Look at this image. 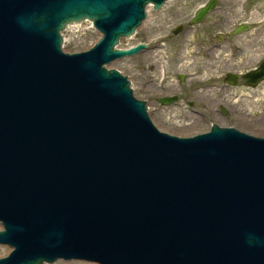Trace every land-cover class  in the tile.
I'll return each mask as SVG.
<instances>
[{
    "label": "water",
    "instance_id": "water-1",
    "mask_svg": "<svg viewBox=\"0 0 264 264\" xmlns=\"http://www.w3.org/2000/svg\"><path fill=\"white\" fill-rule=\"evenodd\" d=\"M165 1L0 0V264H264V136L163 132L107 66ZM84 19L101 36L63 51Z\"/></svg>",
    "mask_w": 264,
    "mask_h": 264
},
{
    "label": "rangeland",
    "instance_id": "rangeland-1",
    "mask_svg": "<svg viewBox=\"0 0 264 264\" xmlns=\"http://www.w3.org/2000/svg\"><path fill=\"white\" fill-rule=\"evenodd\" d=\"M206 1L170 0L158 10L148 6L147 18L136 30L134 37L131 39L123 37L119 40L117 46L120 48H126L138 41L148 43L152 49L144 51V57L146 62L150 63L148 64L150 71L145 66L143 73L139 59L141 56L123 57L107 66L119 70L124 75H130L134 92H139L137 86L140 81L153 79L152 74L155 76L156 85L153 87L154 94L173 93L177 89L176 75L179 72L186 75V83L190 88L198 87L197 91L193 92L197 93L199 100L187 111L189 116L184 115L185 118L181 117L186 112L183 95V99L174 105H155L156 110L152 107L162 129L183 134L184 128L193 125L195 120L208 121L211 116L201 107V100L213 99L215 103L217 101L228 103L238 113L239 121L247 123L253 134L264 136V82L255 89L228 86V89L223 90L222 75L236 59L231 58L227 44L216 39V35L226 32L234 23L247 21L251 26L249 32L237 39L248 40L254 36L258 37L254 50L252 51L253 45L248 41L249 45L245 51V55L250 56L251 62H254L258 54L264 53V0H217L215 9L207 20L188 30L182 43L177 42L176 34L173 33L174 26L178 23L187 24L194 10ZM62 35V49L73 52L90 47L99 38L100 33L91 26V23L84 22L78 26L64 28ZM204 48L208 50L211 48L207 57L201 53ZM226 52L229 56H225ZM185 97L189 98L187 94ZM226 120L233 123L228 117ZM8 251V247L0 245V257ZM43 264L97 263L56 260Z\"/></svg>",
    "mask_w": 264,
    "mask_h": 264
},
{
    "label": "flooded vegetation",
    "instance_id": "flooded-vegetation-1",
    "mask_svg": "<svg viewBox=\"0 0 264 264\" xmlns=\"http://www.w3.org/2000/svg\"><path fill=\"white\" fill-rule=\"evenodd\" d=\"M197 8L194 10L191 17L187 21V24L178 23L174 26L173 33L176 34L177 42L182 43L186 37L187 31L196 27L197 25L203 23L205 20H207L209 14L215 9V7H214L208 14H206L204 16V18L201 21L196 22V23H191V20L194 16L195 11L197 10ZM244 26L246 27L245 29H243L242 31H240L238 33L233 34V32L237 28L244 27ZM250 28H251L250 24L247 21L243 20V21H239L237 23H234L232 26H230L229 29L226 30V32L216 35L217 40L223 41L225 43V45L227 44L226 47L228 50H230L231 58L235 57V59H236V61H234L233 64H230L226 68V71L222 75V83H223V88H224L223 90L228 89V86L244 87L245 89H255L261 83L264 82V78H262L258 82L253 84L255 81L254 78L246 76L247 73L253 72V70L257 69L260 66V64L262 62H264V53L258 54L256 56V59L254 60V62H251V59L249 58L250 56L245 55L247 45H249L248 41H250L252 43V45H253L252 51H253L254 50V44H256V42L258 40L257 36H254L248 40L247 39L244 40V38L237 39L238 37L243 36L245 33L249 32ZM135 33H137V32H135ZM135 33L130 37V39L134 37ZM138 43H144L145 46L143 48H141L135 54L129 55L128 57H133V56L140 57L141 56L139 59H140V64L143 66L142 71L144 73L145 72V69H144L145 66L147 67L146 69H148V71H150V69L148 67V64H150V63L146 62L145 57H144V55H145L144 51H149L152 48L148 45V43H145L144 41H138L135 44H138ZM135 44L134 43L130 44L128 47H131ZM209 50H211V48H209ZM209 50L205 49V48L202 49L201 53L204 55V57L209 56V53H210ZM225 56H229V53L226 52ZM245 57H247V58H245ZM176 76H177V84H176L177 89L173 93L154 94L153 93V90H154L153 87H155L156 85L154 84L155 76L152 74L153 79L144 80L145 82L140 81V83H138L137 88H138L139 92L136 91V92H134V94L137 97H139L145 101V104L147 106L148 114H149L150 118L152 119L154 124L159 129H161L162 131L173 134V135H178V136H192V135H196V134H200L202 132H205V131H200L198 133H193L191 135H188V134H185V133L190 132L189 131L190 128H188V127L184 128V130L185 129L186 130L183 134L171 132V131H168L166 129H162L160 127V124H159L161 122L156 120L155 114H154L153 109H152V107H153L156 110V108L154 107L155 105H157V106H168L170 104L174 105V104H176V102L183 99L182 98V95H183L185 98L184 104H185L186 112H184L181 117H184V115L186 117V116H189L188 115L189 113H187V111L190 108H192V106L195 105L199 100V96L197 95V93H194L195 91H197L198 87L190 88L189 84L186 83L187 77L184 73L179 72V73H177ZM128 79L131 81V83H133L132 82L133 80H132L130 75H128ZM149 94L150 95L153 94L152 97H150ZM185 94H187L189 96V98H186ZM161 100H168V102L163 103ZM213 103H215V101H213V99H210V101L202 99L201 100V107L211 117L209 118L208 121H205V119L201 120V118L204 117V115L201 114L202 117L200 118V120L202 122L201 121L199 122L197 120H195L194 122L199 123V125L204 124L206 122L209 127L213 123H216V124L221 125V126H232V127H235L241 131L253 133L252 131H250V126L247 123H245L243 121H239V119L237 117L238 113L228 103L222 102V101L221 102L217 101L215 103L216 106L215 105L213 106ZM226 117H228L233 123L227 122ZM208 126H206V127H208Z\"/></svg>",
    "mask_w": 264,
    "mask_h": 264
},
{
    "label": "bare ground",
    "instance_id": "bare-ground-1",
    "mask_svg": "<svg viewBox=\"0 0 264 264\" xmlns=\"http://www.w3.org/2000/svg\"><path fill=\"white\" fill-rule=\"evenodd\" d=\"M78 24H81V23L80 22H72V23H69L67 26H78ZM206 126H208V124L206 122L204 124H200V125H199V123L195 122L191 127H188V128H190V130H189L190 132L185 133V134L191 135L193 133H198L200 131H207L209 126L208 127H206Z\"/></svg>",
    "mask_w": 264,
    "mask_h": 264
},
{
    "label": "clouds",
    "instance_id": "clouds-1",
    "mask_svg": "<svg viewBox=\"0 0 264 264\" xmlns=\"http://www.w3.org/2000/svg\"><path fill=\"white\" fill-rule=\"evenodd\" d=\"M252 239H254V238L250 237V242L252 241Z\"/></svg>",
    "mask_w": 264,
    "mask_h": 264
}]
</instances>
